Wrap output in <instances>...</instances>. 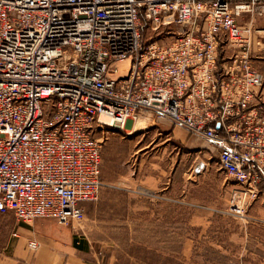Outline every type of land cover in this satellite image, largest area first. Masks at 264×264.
Masks as SVG:
<instances>
[{
  "label": "built area",
  "instance_id": "1",
  "mask_svg": "<svg viewBox=\"0 0 264 264\" xmlns=\"http://www.w3.org/2000/svg\"><path fill=\"white\" fill-rule=\"evenodd\" d=\"M263 14L264 0H0V213L82 221L103 184L96 133L151 112L220 147L227 213L247 218L264 182Z\"/></svg>",
  "mask_w": 264,
  "mask_h": 264
},
{
  "label": "crops",
  "instance_id": "2",
  "mask_svg": "<svg viewBox=\"0 0 264 264\" xmlns=\"http://www.w3.org/2000/svg\"><path fill=\"white\" fill-rule=\"evenodd\" d=\"M157 118L151 112H140L127 120L124 128L127 132L144 130L157 123ZM164 121L172 125V121ZM184 131L185 135H181L187 141L196 136L186 128ZM210 144L216 148L217 161L220 147ZM148 163L134 166L125 161L117 170L108 167L106 171L101 156L103 184L99 197L83 203L85 216L79 223L61 224L46 217L24 223L11 213H0V264H142L141 258L127 251H173L174 238L179 233L175 230L174 212L159 208L172 199V157L169 162L166 156L165 162ZM149 165L155 171L150 172ZM188 182L181 179L182 194ZM186 219L190 223V216ZM29 241H35L36 247H30ZM183 241L180 250L187 254L190 239L186 236ZM237 247L236 253L242 258L246 243ZM164 260V264H173L172 258Z\"/></svg>",
  "mask_w": 264,
  "mask_h": 264
},
{
  "label": "rangeland",
  "instance_id": "3",
  "mask_svg": "<svg viewBox=\"0 0 264 264\" xmlns=\"http://www.w3.org/2000/svg\"><path fill=\"white\" fill-rule=\"evenodd\" d=\"M143 26L147 39H155L161 44L172 40L171 30L160 33L159 30L145 27V24ZM253 26L264 27V14L255 16ZM255 35L251 60L256 68L264 71V37ZM260 46L263 48L260 49ZM124 67L126 63L118 66L119 69ZM157 119L153 126L136 132L105 125L104 132L96 133H102L101 156L106 171L108 167L117 170L125 161L133 162L134 166H145L148 162H165L166 156L169 162L172 157L175 180L172 199L167 203L163 202L159 208L174 212L175 230L179 232L174 238V250L127 253H135L141 258L142 264H164L162 262L166 257L172 258L173 264H264V182L260 186L258 197L245 208L247 218L228 214L229 197L236 185L216 163V148L197 135L187 141L181 135L186 133L183 126L167 117ZM164 120L172 121V125ZM149 171H155L154 166L149 165ZM181 179L189 181L184 187L185 197H181ZM189 216L190 223L186 221ZM186 236L190 239L188 243L191 248L187 254H183L180 248ZM242 242L246 243L247 249L242 253V258H239L236 253L237 244ZM238 252L241 253L239 250Z\"/></svg>",
  "mask_w": 264,
  "mask_h": 264
},
{
  "label": "bare ground",
  "instance_id": "4",
  "mask_svg": "<svg viewBox=\"0 0 264 264\" xmlns=\"http://www.w3.org/2000/svg\"><path fill=\"white\" fill-rule=\"evenodd\" d=\"M101 118L103 119V120H105L107 123H109L110 122V119L108 118V117H106V116H104V115H101ZM129 120V119H128ZM127 123V122H126ZM123 128H124V126H123ZM122 128V129H123Z\"/></svg>",
  "mask_w": 264,
  "mask_h": 264
},
{
  "label": "trees",
  "instance_id": "5",
  "mask_svg": "<svg viewBox=\"0 0 264 264\" xmlns=\"http://www.w3.org/2000/svg\"><path fill=\"white\" fill-rule=\"evenodd\" d=\"M139 16H140L142 22H144V17H143V14H142V10L141 9L139 10Z\"/></svg>",
  "mask_w": 264,
  "mask_h": 264
}]
</instances>
